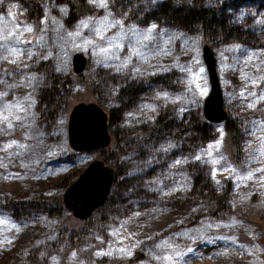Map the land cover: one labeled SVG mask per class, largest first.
Returning <instances> with one entry per match:
<instances>
[{"label": "trees", "instance_id": "16d2710c", "mask_svg": "<svg viewBox=\"0 0 264 264\" xmlns=\"http://www.w3.org/2000/svg\"><path fill=\"white\" fill-rule=\"evenodd\" d=\"M20 3L23 20L11 15L5 0H0L2 41L6 44L15 39L23 22L34 12L39 15L38 24L42 22L39 27L45 42L42 47L52 54L46 57L44 53L34 65L45 83L33 91V96L30 91L29 118L23 124L26 133H42L47 140L62 133L65 139L61 113L75 81L67 57L70 48L67 51L66 47L75 48V39L88 49H84L87 67L92 59L104 64L105 36L114 39L119 60L129 62L117 72L98 65V73L91 80L93 85L95 79L101 82L103 71L107 70L110 73L107 79L116 83L108 97L92 86L97 102L107 109L106 121L112 136L104 154L102 148H95L113 173L105 197L85 215L82 205L69 199L62 186L57 187L74 178L81 163L57 181L47 182L42 190L28 188L22 197L0 193L2 211L12 221L24 218L28 225L23 227L22 243L8 257L1 255L0 264H152L162 247L157 239L165 232L174 228L202 232L203 225L198 221L202 216L225 219L231 183L228 178L214 179V159L198 148L216 136L219 122L203 117L197 93L173 82L170 73L150 69L153 67L150 62L163 51L175 53L188 48L198 51L199 42L206 40L212 49L219 48L226 64L235 65L243 51L264 47V0H22ZM4 49L0 42V53ZM213 54L216 59L215 50ZM146 68L149 70L145 72ZM148 86L154 88L148 94L152 105L150 116L134 118L131 104ZM228 115L223 120V133L233 142L236 163L244 166L243 158L249 151L245 143L247 133ZM75 151L63 153L62 160L70 159ZM177 173L186 175L182 187L174 182ZM166 188L170 196L161 199L160 191ZM195 197L197 204L182 217L141 238L128 251L116 256L117 250L111 249L110 253L116 256L111 259L106 253L93 254V249L107 239L109 228L132 209L157 199L175 207ZM66 211L82 218V224L70 226L58 222ZM56 221L58 226L54 224ZM218 244L219 241L206 243L202 249L211 253ZM212 255L213 261L217 260L216 254Z\"/></svg>", "mask_w": 264, "mask_h": 264}, {"label": "rangeland", "instance_id": "374dc122", "mask_svg": "<svg viewBox=\"0 0 264 264\" xmlns=\"http://www.w3.org/2000/svg\"><path fill=\"white\" fill-rule=\"evenodd\" d=\"M21 1L5 0V3L11 15L23 20ZM37 16L39 15L34 12L30 14L27 21L23 22L19 35L6 44L2 41L4 36L0 34V42L5 45V49L0 53V193L13 197L26 195L25 190L28 188L34 191L42 190L47 182L57 181L60 176L75 169L78 163H81L79 165L82 167L88 160L99 158L108 164L95 149L78 150L70 159L62 160L61 155L71 149L66 141L67 114L72 104L79 101H92L100 105L92 86L98 87V93L103 97H108L114 90L116 83L107 79L110 77L107 70L103 71L102 75H105L102 77L103 80L98 83L95 79L93 85L91 80L98 73L96 66H106L111 72H117L122 65H128L129 62L119 60L114 39L112 36H105L104 64L92 59L89 67L85 62L79 71L71 69L70 74L75 81L71 85L61 113L65 139L62 133L61 135L57 133L53 140H47L42 133L36 135L26 133L23 124L27 123L25 119L29 118L32 99L30 91L33 96V91L45 83L43 75L34 65L43 58L44 53L46 57L52 55L43 49L44 36L41 35L39 28L42 22L38 24ZM201 42L202 40L199 42L198 51L190 48L175 53L163 51L159 53V58L157 55L153 57V63L150 62V65H153L150 69L157 68L170 73L173 82L189 87L193 94L199 95L200 102L208 90L207 74L200 56ZM71 44L73 45V42ZM74 46L75 48L66 47L67 51L70 48L67 55L70 68L71 53L80 51L86 56L88 50L82 41L76 39ZM212 50H215L217 56L215 65L223 106L227 115L229 114L228 116L247 133L245 143L249 151L243 158L246 164L240 166L241 164L236 163L233 142L223 133V120H220L216 125V136L198 148L214 159L212 169L214 179L228 178L231 183L232 192L229 196L226 218L202 216L198 220L200 225H203L202 232L175 228L165 232L157 239V243L162 247L152 264H264V47L255 51H243L235 65L226 64L219 48ZM147 70L149 69L146 68L145 72ZM153 91V87H145L143 93L147 94L142 93L139 99L131 104L132 110H135L134 118L144 119L150 116L149 107L152 105L148 94H152ZM100 106L107 112L105 107ZM105 127L108 140L102 144V154L103 149L112 142L107 121ZM76 155L78 159L75 158ZM72 179L73 177L65 180V183L62 182L65 185L60 183L57 187L62 186V189H65ZM174 182L180 187L184 186L186 175L177 173ZM160 195L161 199L169 197V189L161 190ZM197 202L198 198L195 197L172 207L171 204L157 199L132 209L109 228L107 239L101 246L93 249V254L98 256L106 253L108 259L114 258L131 249L141 238H147L153 232H159L178 220ZM60 221L70 226L82 224V218L74 217L68 211L61 216L58 222ZM54 224L58 226L57 221ZM25 225L27 223L24 218L10 220L0 206V256L8 257L18 248L22 243L21 237L24 232L22 230L25 229H23ZM4 227L6 229L2 230ZM216 241L220 244L213 252L202 249V245L213 244ZM111 249L117 250L116 256L114 252L110 253ZM212 253L216 254L217 260L213 261ZM185 260L189 263H185Z\"/></svg>", "mask_w": 264, "mask_h": 264}, {"label": "water", "instance_id": "95a60500", "mask_svg": "<svg viewBox=\"0 0 264 264\" xmlns=\"http://www.w3.org/2000/svg\"><path fill=\"white\" fill-rule=\"evenodd\" d=\"M200 44V56L208 79V90L202 97L201 112L205 119L218 121L226 116V109L223 106L215 56L206 41ZM70 61L72 69L78 71L85 64V55L80 51H73ZM105 121V110L95 102L74 103L67 117L69 143L80 150L105 143L108 140ZM112 174L111 168L100 159H90L65 187V194L69 199L82 205L85 214L105 197Z\"/></svg>", "mask_w": 264, "mask_h": 264}, {"label": "flooded vegetation", "instance_id": "af4514ba", "mask_svg": "<svg viewBox=\"0 0 264 264\" xmlns=\"http://www.w3.org/2000/svg\"><path fill=\"white\" fill-rule=\"evenodd\" d=\"M71 69H72V67H71ZM73 70V69H72ZM75 71V70H74ZM79 71V70H78ZM73 105V104H72ZM85 109H87V108H85ZM69 110H70V108H69ZM87 110H89V109H87ZM69 112V111H68ZM78 113H80V112H78ZM82 113V112H81ZM77 114V113H76ZM79 115V114H78ZM106 115H107V112H106ZM67 117H68V114H67ZM106 120H107V117H106ZM105 123H106V121H105ZM66 127H67V124H66ZM67 130V129H66ZM66 141H67V144L69 145V147L72 149H74V150H80V149H76V148H74V147H72V145L69 143V141H68V137H67V134H66ZM93 149H95V148H102V144H98V145H96V146H94V147H92ZM92 148H90V149H92ZM82 150H88V149H82ZM97 159H99V158H97ZM101 160V159H100ZM103 163H105L103 160H101ZM88 162V161H87ZM86 162V163H87ZM108 165V164H107ZM109 166V165H108ZM104 198V197H103Z\"/></svg>", "mask_w": 264, "mask_h": 264}, {"label": "bare ground", "instance_id": "6f19581e", "mask_svg": "<svg viewBox=\"0 0 264 264\" xmlns=\"http://www.w3.org/2000/svg\"><path fill=\"white\" fill-rule=\"evenodd\" d=\"M216 70H217V69H216ZM226 116H227V111H226ZM226 116H225V117H226ZM225 117H224V118H225ZM224 118H222V119H220V120H224ZM206 120H207V119H206ZM220 120H218V121H211V122H219ZM208 121H209V120H208Z\"/></svg>", "mask_w": 264, "mask_h": 264}]
</instances>
